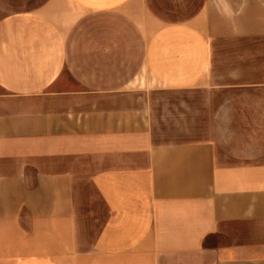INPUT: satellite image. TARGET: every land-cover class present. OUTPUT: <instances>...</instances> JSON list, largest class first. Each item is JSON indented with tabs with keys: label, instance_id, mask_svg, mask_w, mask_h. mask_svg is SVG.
I'll use <instances>...</instances> for the list:
<instances>
[{
	"label": "crops",
	"instance_id": "1",
	"mask_svg": "<svg viewBox=\"0 0 264 264\" xmlns=\"http://www.w3.org/2000/svg\"><path fill=\"white\" fill-rule=\"evenodd\" d=\"M0 264H264V0H0Z\"/></svg>",
	"mask_w": 264,
	"mask_h": 264
},
{
	"label": "rangeland",
	"instance_id": "2",
	"mask_svg": "<svg viewBox=\"0 0 264 264\" xmlns=\"http://www.w3.org/2000/svg\"><path fill=\"white\" fill-rule=\"evenodd\" d=\"M153 82L151 80H149L148 78L144 77L142 78V80L140 81L139 85H145V84H152Z\"/></svg>",
	"mask_w": 264,
	"mask_h": 264
}]
</instances>
